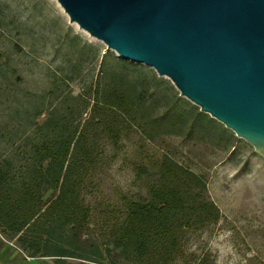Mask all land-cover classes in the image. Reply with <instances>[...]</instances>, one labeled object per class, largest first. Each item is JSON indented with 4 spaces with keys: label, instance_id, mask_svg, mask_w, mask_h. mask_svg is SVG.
Listing matches in <instances>:
<instances>
[{
    "label": "rangeland",
    "instance_id": "374dc122",
    "mask_svg": "<svg viewBox=\"0 0 264 264\" xmlns=\"http://www.w3.org/2000/svg\"><path fill=\"white\" fill-rule=\"evenodd\" d=\"M117 59L121 58L115 51L70 21L55 0H0V164L12 165L13 109L38 105L45 108L38 116L41 121L63 94L87 93L90 104L83 120L96 87L112 82L106 72L118 67ZM125 65L128 76L146 91L150 115L143 127L152 138L134 124L125 126L116 146L103 132L95 136L99 163L82 193L90 206L82 238L88 248L101 251V262L32 256L18 235L0 227V264H110L116 250L112 225L125 217L129 201L150 198L148 184L159 178L165 157L201 175L204 197L219 209L216 220L181 232L180 253L169 264H264L262 156L207 113L211 125L187 119L167 127L180 108L192 105L200 111L199 107L151 66L130 60ZM173 94L182 99L180 107L172 103ZM138 165L145 171L139 173ZM117 262L140 264L125 257Z\"/></svg>",
    "mask_w": 264,
    "mask_h": 264
},
{
    "label": "trees",
    "instance_id": "16d2710c",
    "mask_svg": "<svg viewBox=\"0 0 264 264\" xmlns=\"http://www.w3.org/2000/svg\"><path fill=\"white\" fill-rule=\"evenodd\" d=\"M114 62L118 67L106 72L112 82L96 87L83 120L90 104L87 93L63 94L41 121L38 116L45 108L38 105L12 110V165L0 164V227L18 235L32 256L101 262V251L88 248L82 238L90 218L82 193L99 163L95 136L103 132L116 146L125 126L134 124L152 138L143 127L150 115L146 91L126 73V60ZM172 101L178 107L183 102L176 94ZM187 119L211 125L205 113L190 105L173 114L167 127ZM159 166V178L148 184L150 198L129 201L125 217L112 225L116 250L110 264H119L120 257L169 264L180 253L181 232L219 217L218 207L203 195L201 175L166 157ZM137 170L145 167L138 165Z\"/></svg>",
    "mask_w": 264,
    "mask_h": 264
},
{
    "label": "water",
    "instance_id": "95a60500",
    "mask_svg": "<svg viewBox=\"0 0 264 264\" xmlns=\"http://www.w3.org/2000/svg\"><path fill=\"white\" fill-rule=\"evenodd\" d=\"M125 60L151 66L264 159V0H56Z\"/></svg>",
    "mask_w": 264,
    "mask_h": 264
},
{
    "label": "bare ground",
    "instance_id": "6f19581e",
    "mask_svg": "<svg viewBox=\"0 0 264 264\" xmlns=\"http://www.w3.org/2000/svg\"><path fill=\"white\" fill-rule=\"evenodd\" d=\"M56 1V0H55ZM57 5L60 7V9L63 11V13L67 16V14L65 13V11L63 10V8L59 5V3L56 1ZM78 28L82 29L83 31H85L86 33H88L86 30H84L83 28H81L76 22H73Z\"/></svg>",
    "mask_w": 264,
    "mask_h": 264
}]
</instances>
